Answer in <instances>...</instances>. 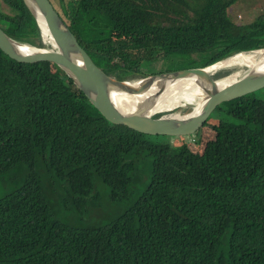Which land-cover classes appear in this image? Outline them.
Segmentation results:
<instances>
[{
	"label": "trees",
	"instance_id": "trees-1",
	"mask_svg": "<svg viewBox=\"0 0 264 264\" xmlns=\"http://www.w3.org/2000/svg\"><path fill=\"white\" fill-rule=\"evenodd\" d=\"M237 1L71 0L61 16L107 74L137 79L264 47V15L236 22ZM0 25L49 47L24 0H0ZM217 111L198 152L111 122L57 64L0 48V264H264V97Z\"/></svg>",
	"mask_w": 264,
	"mask_h": 264
},
{
	"label": "water",
	"instance_id": "water-1",
	"mask_svg": "<svg viewBox=\"0 0 264 264\" xmlns=\"http://www.w3.org/2000/svg\"><path fill=\"white\" fill-rule=\"evenodd\" d=\"M42 29L43 40L49 47H38L20 42L8 35L0 25V48L21 62L50 61L57 64L75 82L90 101L111 122L127 125L151 135L189 136L198 132L212 114L224 102L256 92L264 88V65L248 67L243 72H231L225 76L211 74L210 68L240 53L264 51V47L237 52L205 67L152 73L137 79L121 80L107 74L83 48L68 23L51 0H24ZM51 40H46V33ZM238 74L232 81H219ZM196 77L201 80L203 97L198 108L186 114L174 113L154 117L140 109L122 110L117 104L116 93L141 95L160 85L163 92L168 82Z\"/></svg>",
	"mask_w": 264,
	"mask_h": 264
},
{
	"label": "bare ground",
	"instance_id": "bare-ground-1",
	"mask_svg": "<svg viewBox=\"0 0 264 264\" xmlns=\"http://www.w3.org/2000/svg\"><path fill=\"white\" fill-rule=\"evenodd\" d=\"M46 37V40H51L48 32L46 33ZM241 65L247 67H259L264 65V51L237 54L220 62L217 66L210 68L209 72L211 74H217L219 69ZM237 76L238 74H234L233 76L227 77L219 82L223 85L232 81ZM201 89L202 86L200 79L196 77H187L168 82L164 91L161 93H159L160 85H153L150 90L141 95L116 93L115 96L117 104L122 110L133 111L135 109H140L148 113H153L159 110H169L174 108L181 98H185L189 102H195L194 97L196 95L203 97ZM198 104L196 103L195 105L196 109L198 108Z\"/></svg>",
	"mask_w": 264,
	"mask_h": 264
},
{
	"label": "rangeland",
	"instance_id": "rangeland-1",
	"mask_svg": "<svg viewBox=\"0 0 264 264\" xmlns=\"http://www.w3.org/2000/svg\"><path fill=\"white\" fill-rule=\"evenodd\" d=\"M56 9L60 12L61 15L63 14V4H67L71 0H51ZM229 15L233 20H235L238 23H250L254 21L259 15H264V0H238L235 4H233L229 8ZM65 18V17H64ZM144 70L148 72V75L151 71H158L162 67V62L157 61L153 62L151 64L144 65ZM226 69H232V72H243L248 69L247 66H231L228 68H222L219 71H223ZM152 74V73H151ZM218 77V76H216ZM257 95L264 97V88L261 90L256 91ZM202 96L196 95L194 97L195 102H189L185 98L179 99V102H177V105L169 110H159L155 111L153 115H167V114H174V113H180V114H186L190 111H192L198 102L201 100ZM187 108L185 111L184 109ZM173 110V111H172ZM185 111V112H184ZM218 111L216 110L212 114V118L210 119V123L215 124L218 121ZM215 136V132L211 129L210 126L203 127L198 133L195 135H189V136H180L181 139L178 137L171 138V141H175L180 143L181 141L188 140L190 142V146L193 147L198 152H201L204 148L205 143L208 140L213 139ZM163 140H167L168 137H162ZM178 138V139H177ZM178 140V141H177ZM197 141V142H196Z\"/></svg>",
	"mask_w": 264,
	"mask_h": 264
}]
</instances>
